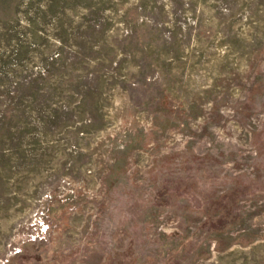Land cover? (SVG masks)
I'll list each match as a JSON object with an SVG mask.
<instances>
[{
  "label": "rangeland",
  "instance_id": "rangeland-1",
  "mask_svg": "<svg viewBox=\"0 0 264 264\" xmlns=\"http://www.w3.org/2000/svg\"><path fill=\"white\" fill-rule=\"evenodd\" d=\"M0 264H264V0H0Z\"/></svg>",
  "mask_w": 264,
  "mask_h": 264
}]
</instances>
